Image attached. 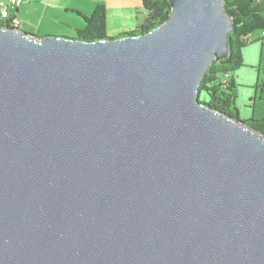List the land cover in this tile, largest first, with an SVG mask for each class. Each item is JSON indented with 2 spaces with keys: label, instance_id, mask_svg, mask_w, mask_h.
Wrapping results in <instances>:
<instances>
[{
  "label": "water",
  "instance_id": "1",
  "mask_svg": "<svg viewBox=\"0 0 264 264\" xmlns=\"http://www.w3.org/2000/svg\"><path fill=\"white\" fill-rule=\"evenodd\" d=\"M149 33L0 26V264H264V133L200 101L225 0Z\"/></svg>",
  "mask_w": 264,
  "mask_h": 264
},
{
  "label": "trees",
  "instance_id": "2",
  "mask_svg": "<svg viewBox=\"0 0 264 264\" xmlns=\"http://www.w3.org/2000/svg\"><path fill=\"white\" fill-rule=\"evenodd\" d=\"M140 1L146 14L144 21L135 30L124 32L120 37L149 33L170 18L171 6L168 0ZM225 2L226 11L233 19V33L229 35L230 54L226 59L214 62L209 69L200 86V101L238 121H243L237 106L240 85L234 72L243 67L242 50L249 45V37L257 31L264 32V0H225ZM80 15L85 20V27L78 31L77 39L92 42L111 38L107 35L108 10L105 5L98 6L91 16ZM3 22L0 26L12 25L10 19ZM260 42L264 43V37ZM260 90L261 100H264V84L260 86ZM203 94L208 97L206 102L201 99ZM244 122L264 133V117L252 118Z\"/></svg>",
  "mask_w": 264,
  "mask_h": 264
},
{
  "label": "crops",
  "instance_id": "3",
  "mask_svg": "<svg viewBox=\"0 0 264 264\" xmlns=\"http://www.w3.org/2000/svg\"><path fill=\"white\" fill-rule=\"evenodd\" d=\"M1 1L8 4L10 16L20 22L19 29L38 38L58 36L77 39L78 31L85 27V20L80 14L91 16L100 5L107 7L108 18L117 16L116 20L124 21L127 31H133L141 24L140 15L144 19L146 16L140 0H21L20 6H16V0ZM128 19H132L131 25L127 24L126 20ZM2 23L4 22L0 19V24ZM121 34L122 32L112 38H119ZM254 35L249 37V41ZM263 37L264 34H261L257 40H261ZM259 43L261 47L264 46L263 42L259 41ZM257 97L258 88L255 90L254 102ZM252 118H256L254 112L247 119L241 117V120L247 121Z\"/></svg>",
  "mask_w": 264,
  "mask_h": 264
},
{
  "label": "rangeland",
  "instance_id": "4",
  "mask_svg": "<svg viewBox=\"0 0 264 264\" xmlns=\"http://www.w3.org/2000/svg\"><path fill=\"white\" fill-rule=\"evenodd\" d=\"M117 17V16H116ZM116 17H109L107 21V35L115 37L121 32H129L125 27L124 21L116 20ZM143 16H139L141 23ZM128 25H131L132 19L126 20ZM137 23V22H135ZM264 34L263 31L255 32V35L250 38L249 45L242 50L243 67L234 72L237 77V82L240 85L238 90L237 106L241 110L242 119H247L254 112L256 118L264 116V101H261L260 86L264 84V46L261 47L257 40L259 35ZM258 88V97L254 102L255 90ZM203 102L208 100V97L203 94L201 96ZM250 105V106H249Z\"/></svg>",
  "mask_w": 264,
  "mask_h": 264
},
{
  "label": "built area",
  "instance_id": "5",
  "mask_svg": "<svg viewBox=\"0 0 264 264\" xmlns=\"http://www.w3.org/2000/svg\"><path fill=\"white\" fill-rule=\"evenodd\" d=\"M21 4V0H16V6H20ZM8 8L9 6L5 1L0 2V19L2 21L12 20L11 27L19 29L20 22L16 18H11Z\"/></svg>",
  "mask_w": 264,
  "mask_h": 264
}]
</instances>
